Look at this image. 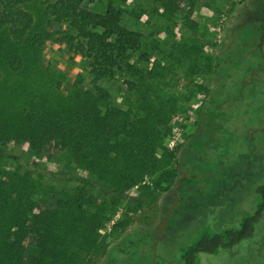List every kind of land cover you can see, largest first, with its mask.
Here are the masks:
<instances>
[{"label": "trees", "instance_id": "1", "mask_svg": "<svg viewBox=\"0 0 264 264\" xmlns=\"http://www.w3.org/2000/svg\"><path fill=\"white\" fill-rule=\"evenodd\" d=\"M125 1L0 0V264H85L107 244L99 229L109 222L125 228L136 211L137 219L148 216L156 192L178 174L179 146L169 149L165 141L177 124L174 114L189 100L163 92L167 70L151 59L160 51L146 47ZM153 1L161 12L188 17L199 0ZM48 40L81 58L71 81L44 64ZM216 78L226 79L223 72ZM213 86L207 95L220 87ZM205 105L197 108L199 126L189 138L202 132ZM207 115L212 132L215 115ZM49 150L63 158L60 169L39 163ZM191 180L181 177L178 190ZM66 181L76 185L56 187ZM255 195L238 225L196 229L184 263L250 237L264 212V183Z\"/></svg>", "mask_w": 264, "mask_h": 264}, {"label": "rangeland", "instance_id": "2", "mask_svg": "<svg viewBox=\"0 0 264 264\" xmlns=\"http://www.w3.org/2000/svg\"><path fill=\"white\" fill-rule=\"evenodd\" d=\"M123 4L144 35L146 47L154 44L160 51H153L151 59L157 58L167 70L163 92L189 100V106L184 103L174 114L177 124L165 141L169 149L186 143L187 150L183 161L178 160L179 148L175 152L178 177L156 192L150 214L137 219L141 212L136 211L135 222L125 228L112 229L109 222L99 229L107 244L97 256L86 257L85 264H185L182 253L196 238V229L238 225L239 213L251 204L254 207L255 188L264 183V0H199L188 17L179 11L161 12L153 0ZM43 62L60 70L67 81L81 70L79 56L69 55L62 44L49 40ZM220 64L223 69L217 73L226 77L219 79L222 85L215 83ZM213 84L220 85L218 91L207 95ZM204 101L202 132L189 138L199 126L195 113ZM216 104L222 108L215 109ZM208 111L215 115L212 132L204 123ZM21 146L24 149L25 145H17ZM39 163L60 169L63 158L49 150ZM184 176L192 180L178 190V180ZM74 184L56 182V187ZM135 187L129 195L136 194ZM117 217L118 213L113 219ZM195 260V264H264V212L250 237L214 253L198 252Z\"/></svg>", "mask_w": 264, "mask_h": 264}, {"label": "water", "instance_id": "3", "mask_svg": "<svg viewBox=\"0 0 264 264\" xmlns=\"http://www.w3.org/2000/svg\"><path fill=\"white\" fill-rule=\"evenodd\" d=\"M178 184H179V182H178ZM175 188H176V187H175ZM175 197H176V198H175V201H177V200H178V197H177V196H175ZM172 206H173V205H172ZM169 213H170V209L168 210V213L162 217V222H161V224H160L159 227H158L157 237H156V239H155V241H154V244H153V250L155 249V245H156L157 238L160 236V233H161V231H162L163 225H164V223H165L166 216H168Z\"/></svg>", "mask_w": 264, "mask_h": 264}]
</instances>
